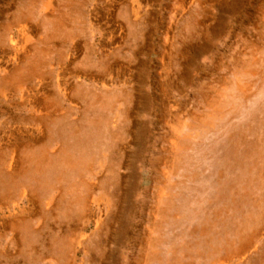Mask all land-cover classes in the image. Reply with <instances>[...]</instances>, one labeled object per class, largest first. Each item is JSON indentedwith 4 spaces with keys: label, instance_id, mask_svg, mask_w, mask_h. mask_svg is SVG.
I'll return each instance as SVG.
<instances>
[{
    "label": "rangeland",
    "instance_id": "1",
    "mask_svg": "<svg viewBox=\"0 0 264 264\" xmlns=\"http://www.w3.org/2000/svg\"><path fill=\"white\" fill-rule=\"evenodd\" d=\"M48 1L0 0V264H264V0Z\"/></svg>",
    "mask_w": 264,
    "mask_h": 264
},
{
    "label": "bare ground",
    "instance_id": "2",
    "mask_svg": "<svg viewBox=\"0 0 264 264\" xmlns=\"http://www.w3.org/2000/svg\"><path fill=\"white\" fill-rule=\"evenodd\" d=\"M55 4V0H49L48 1V5L49 6H55L54 5ZM46 14V13H45ZM136 14H137V12H136ZM48 15H51V14H48ZM26 27H27V25H26ZM21 36V35H20ZM55 37V36H54ZM53 37V38H54ZM58 37V36H57ZM37 64H38V61L37 60H30V61H28V64H27V66H28V69H33V70H35V68H36V66H37ZM17 75H19V72L17 73ZM21 79V78H20ZM226 108V107H225ZM223 110V109H222ZM91 111V110H90ZM223 111H225V110H223ZM216 115V114H215ZM218 116V115H217ZM90 117H92V114L90 115ZM93 118V117H92ZM209 121V120H208ZM210 121H212V119L210 120ZM93 122H94V118H93ZM123 122V121H122ZM211 123V122H210ZM213 123V122H212ZM215 123V122H214ZM206 124V123H205ZM210 126V125H209ZM123 127V126H122ZM66 145V144H65ZM27 146H29V145H27ZM66 146H68V145H66ZM66 146H62L61 147V149H56V150H58L56 153H54L55 154V156H56V159L57 160H62V156H63V154L66 152ZM55 150V151H56ZM31 153V152H30ZM36 160H37V158H36V156L34 155V153L32 152L31 154H29V155H27V157L25 158V160L24 159H22V158H20V156L19 157H17V159H16V157H13V159H12V161H11V164H10V166L13 168V169H16V171H17V176L18 177H21V176H23V175H25V174H29V168H30V166L32 165V163H33V161H35L36 162ZM54 165V164H53ZM24 186V185H23ZM23 186H22V189H23ZM30 188H31V186L30 185H28L27 186V189H29L30 190ZM24 191V190H23ZM25 192H27L26 190H25ZM33 192H35V191H33ZM37 196V195H36ZM60 197H61V195H60ZM37 199L39 200V197H37ZM56 199V198H55ZM22 213V212H21Z\"/></svg>",
    "mask_w": 264,
    "mask_h": 264
}]
</instances>
